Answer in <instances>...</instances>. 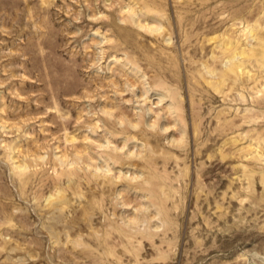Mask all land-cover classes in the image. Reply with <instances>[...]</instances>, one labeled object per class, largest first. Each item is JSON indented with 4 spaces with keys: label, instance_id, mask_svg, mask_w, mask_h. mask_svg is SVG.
<instances>
[{
    "label": "rangeland",
    "instance_id": "1",
    "mask_svg": "<svg viewBox=\"0 0 264 264\" xmlns=\"http://www.w3.org/2000/svg\"><path fill=\"white\" fill-rule=\"evenodd\" d=\"M0 264H264V0H0Z\"/></svg>",
    "mask_w": 264,
    "mask_h": 264
},
{
    "label": "bare ground",
    "instance_id": "2",
    "mask_svg": "<svg viewBox=\"0 0 264 264\" xmlns=\"http://www.w3.org/2000/svg\"><path fill=\"white\" fill-rule=\"evenodd\" d=\"M232 69L234 70V64L232 65ZM164 96L163 95H160V101H162L164 98H163ZM150 110V109H149ZM18 169H20V168H22V166L21 165H17L16 166ZM15 167V168H16ZM102 167V166H101ZM23 169V168H22ZM107 171H108V169H107Z\"/></svg>",
    "mask_w": 264,
    "mask_h": 264
}]
</instances>
